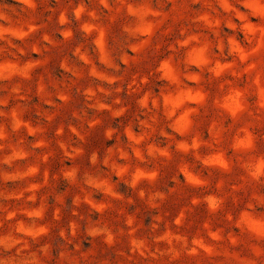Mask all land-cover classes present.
<instances>
[{
  "label": "rangeland",
  "instance_id": "rangeland-1",
  "mask_svg": "<svg viewBox=\"0 0 264 264\" xmlns=\"http://www.w3.org/2000/svg\"><path fill=\"white\" fill-rule=\"evenodd\" d=\"M0 264H264V0H0Z\"/></svg>",
  "mask_w": 264,
  "mask_h": 264
}]
</instances>
